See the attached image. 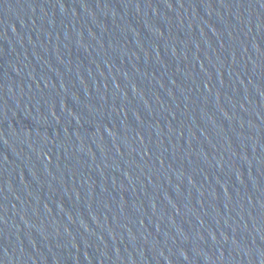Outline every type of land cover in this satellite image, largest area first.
Returning a JSON list of instances; mask_svg holds the SVG:
<instances>
[{"label": "water", "instance_id": "obj_1", "mask_svg": "<svg viewBox=\"0 0 264 264\" xmlns=\"http://www.w3.org/2000/svg\"><path fill=\"white\" fill-rule=\"evenodd\" d=\"M0 264H264V0H0Z\"/></svg>", "mask_w": 264, "mask_h": 264}]
</instances>
